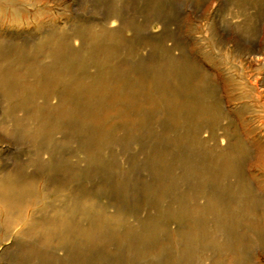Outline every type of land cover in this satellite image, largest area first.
<instances>
[{
  "label": "rangeland",
  "instance_id": "374dc122",
  "mask_svg": "<svg viewBox=\"0 0 264 264\" xmlns=\"http://www.w3.org/2000/svg\"><path fill=\"white\" fill-rule=\"evenodd\" d=\"M23 1H40L45 8L40 11L35 9L38 5H24L33 9L20 16L1 12L2 39L37 38L38 25H56L57 32L74 25L120 27L118 36L122 41L117 65L130 66L133 76L138 74L146 82L144 89L153 93L151 80L174 67L187 73L186 79L194 83L200 76L205 77L222 104L221 126L249 145L244 177L264 198V0ZM74 43L79 44L78 40ZM169 80L178 81L176 77ZM228 97L242 98L231 102ZM149 114L148 121L143 123L142 119L132 128L130 140L126 135H115L106 145H99L97 139L89 140L93 134L56 130L52 139L56 158L42 170L32 164L30 141L8 137L0 130V176L3 170L15 174L24 168L37 192L42 185L51 190L45 200L55 209L62 203L70 206V193L77 195L82 191L91 196L97 209H105L110 217L118 214L119 222L130 230L97 240L70 264L187 263L175 239L177 232L188 233L192 229L189 223L177 226L171 216L173 211L207 204L206 198L214 194V178L200 169L212 163L202 149L189 142L186 127L170 123L164 109ZM10 116L22 117L24 113L7 114L0 109V123L8 120L5 123L11 124ZM214 142L220 143L210 140L207 144ZM220 144L224 145L225 139ZM42 158L47 160L49 156L43 154ZM65 164L70 165L68 171L57 169L51 174V167ZM64 185L69 189L64 192L67 201L62 200V193L54 191V187ZM223 200L228 203V197ZM52 207L46 210L49 214ZM257 215L264 226V206L257 208ZM5 216L0 212V264H28L27 259L18 256L17 249L27 247L30 241H17L12 232L16 228L3 225ZM147 226L153 228L154 235L146 233ZM239 230L246 234L244 226H239ZM246 235L249 263L264 264V241L261 243L251 233ZM56 256L63 257V253ZM230 257L211 249L207 255L196 253L188 260L189 264H232Z\"/></svg>",
  "mask_w": 264,
  "mask_h": 264
},
{
  "label": "bare ground",
  "instance_id": "6f19581e",
  "mask_svg": "<svg viewBox=\"0 0 264 264\" xmlns=\"http://www.w3.org/2000/svg\"><path fill=\"white\" fill-rule=\"evenodd\" d=\"M37 3L0 0V13L20 16L33 9L27 6L37 5L35 9L42 11L45 6ZM37 27V38L10 41L0 36V109L7 114L24 113L22 117L10 116L9 125L5 123L8 120L2 121L0 130L8 137L30 141L32 164L42 170L56 158L52 140L56 130L93 134L89 140L97 139L99 145H106L115 135L131 137L137 123L148 121L149 113L164 109L170 123L186 127L189 142L207 155L212 164L200 172L214 178V194L206 198V205L172 212L173 223H189L192 229L176 234L180 255L189 264L190 256L207 255L212 249L230 255L232 264H250L246 234H253L263 243L264 226L257 208L264 206V198L244 177L249 145L221 126L222 104L207 79L200 76L194 83L187 80V73L174 67L151 80L152 93L149 88L144 89L146 82L140 75L133 76L130 66L117 65L122 41L118 36L120 27L74 25L61 32L56 31V25ZM171 77L178 81L172 83ZM239 98L242 97H228L227 101ZM218 129L223 132L218 133ZM223 139L225 144L221 146ZM210 140L220 143L207 144ZM43 154L49 158L44 160ZM256 154L257 158L259 152ZM69 166L51 167L50 172L68 171ZM16 171L11 174L3 170L0 176V212L6 213L3 225L16 228L12 232L17 241H30L27 247L17 249L18 256L22 255L28 264H70L97 240L130 231L119 222L118 214L111 218L82 191L77 195L70 193L72 204L65 206L62 200L67 201L66 185L54 187L65 199L60 200L62 204L57 209L53 208L45 200L51 190L42 185L37 192L30 175L25 176V169ZM227 197L228 203L223 200ZM50 207L51 215L46 211ZM241 225L246 234L239 232ZM152 230L147 226L146 233L154 235ZM58 252L63 257H57Z\"/></svg>",
  "mask_w": 264,
  "mask_h": 264
}]
</instances>
